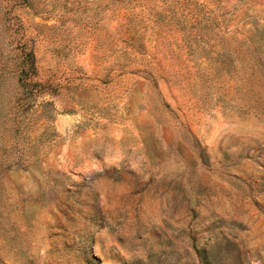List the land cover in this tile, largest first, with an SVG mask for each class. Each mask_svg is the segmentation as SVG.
<instances>
[{"label":"rangeland","instance_id":"1","mask_svg":"<svg viewBox=\"0 0 264 264\" xmlns=\"http://www.w3.org/2000/svg\"><path fill=\"white\" fill-rule=\"evenodd\" d=\"M0 264H264V0H0Z\"/></svg>","mask_w":264,"mask_h":264}]
</instances>
